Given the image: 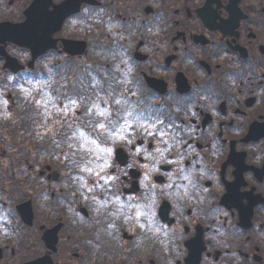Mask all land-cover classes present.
<instances>
[{
  "label": "flooded vegetation",
  "instance_id": "af4514ba",
  "mask_svg": "<svg viewBox=\"0 0 264 264\" xmlns=\"http://www.w3.org/2000/svg\"><path fill=\"white\" fill-rule=\"evenodd\" d=\"M0 264H264V0H0Z\"/></svg>",
  "mask_w": 264,
  "mask_h": 264
},
{
  "label": "snow or ice",
  "instance_id": "6c2138e0",
  "mask_svg": "<svg viewBox=\"0 0 264 264\" xmlns=\"http://www.w3.org/2000/svg\"><path fill=\"white\" fill-rule=\"evenodd\" d=\"M101 127H103V125H101Z\"/></svg>",
  "mask_w": 264,
  "mask_h": 264
}]
</instances>
